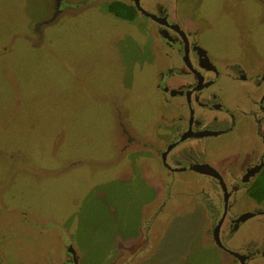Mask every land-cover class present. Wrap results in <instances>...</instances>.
Wrapping results in <instances>:
<instances>
[{"label": "flooded vegetation", "instance_id": "af4514ba", "mask_svg": "<svg viewBox=\"0 0 264 264\" xmlns=\"http://www.w3.org/2000/svg\"><path fill=\"white\" fill-rule=\"evenodd\" d=\"M85 1H52L47 8L72 12ZM96 2L146 18L150 31L145 59L136 63L148 66L145 92L111 88L99 97L107 106L112 146L104 161L118 164L112 178L120 188L148 192L134 214L137 236L128 241L116 231L105 264L148 256L161 242L165 222L190 212L203 224L180 230L188 247L211 243L230 264H264V56L249 43V29L234 36L232 50L220 52L206 45L198 0ZM142 103L150 117L131 120ZM101 185L92 192H109ZM11 199L0 203V264H7V254L18 264H81L74 230L43 214L10 212L26 208ZM104 204L115 213L107 195Z\"/></svg>", "mask_w": 264, "mask_h": 264}, {"label": "rangeland", "instance_id": "374dc122", "mask_svg": "<svg viewBox=\"0 0 264 264\" xmlns=\"http://www.w3.org/2000/svg\"><path fill=\"white\" fill-rule=\"evenodd\" d=\"M242 1L198 0L206 45L232 50L234 36L249 29V43L263 58L264 0ZM51 2L0 0V203L11 195L12 205L26 208L10 212L63 220L74 230L81 264H105L116 231L128 241L137 236L134 214L148 192L120 188L112 178L118 164L104 161L112 146L107 106L99 97L111 88L145 92L148 66L136 63L145 59L150 31L146 18L116 15L107 3L96 2L63 11L44 27L41 43L31 46L27 36H34L35 21L49 16ZM147 106L142 103L128 117H150ZM100 183L109 192H92ZM106 195L115 213L104 210ZM195 223L203 224L194 212L171 218L156 250L133 264H230L211 243L188 247L180 230ZM7 259L18 264L9 254Z\"/></svg>", "mask_w": 264, "mask_h": 264}, {"label": "water", "instance_id": "95a60500", "mask_svg": "<svg viewBox=\"0 0 264 264\" xmlns=\"http://www.w3.org/2000/svg\"><path fill=\"white\" fill-rule=\"evenodd\" d=\"M51 1H55V5L56 6L58 5L59 0H51ZM94 1L95 0H91V2L82 3L80 6H76L73 9H80L83 6H86L88 4H92ZM63 11H64L63 9H56L53 11V13L51 12L47 18L37 20L33 23L32 32H33L34 36H27V39L29 40V42H30L29 44L31 46H37L41 43L42 33H43L44 27L54 23L57 20V18L59 17V14L62 13Z\"/></svg>", "mask_w": 264, "mask_h": 264}, {"label": "trees", "instance_id": "16d2710c", "mask_svg": "<svg viewBox=\"0 0 264 264\" xmlns=\"http://www.w3.org/2000/svg\"><path fill=\"white\" fill-rule=\"evenodd\" d=\"M108 8H109V10L112 11L113 14L120 15V16L127 17V18L132 17V11H130L126 8H122L119 6H110Z\"/></svg>", "mask_w": 264, "mask_h": 264}]
</instances>
